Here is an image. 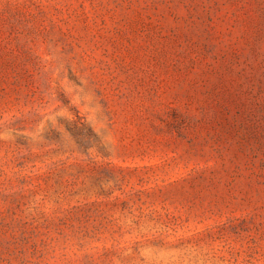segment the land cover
Segmentation results:
<instances>
[{
  "label": "rangeland",
  "instance_id": "rangeland-1",
  "mask_svg": "<svg viewBox=\"0 0 264 264\" xmlns=\"http://www.w3.org/2000/svg\"><path fill=\"white\" fill-rule=\"evenodd\" d=\"M0 264H264V0H0Z\"/></svg>",
  "mask_w": 264,
  "mask_h": 264
}]
</instances>
